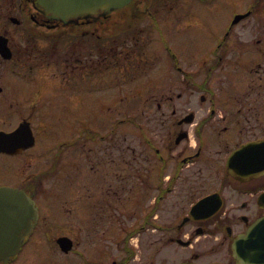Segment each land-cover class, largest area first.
Masks as SVG:
<instances>
[{
	"label": "flooded vegetation",
	"instance_id": "flooded-vegetation-1",
	"mask_svg": "<svg viewBox=\"0 0 264 264\" xmlns=\"http://www.w3.org/2000/svg\"><path fill=\"white\" fill-rule=\"evenodd\" d=\"M225 6L233 10L200 39L199 56L191 42L199 44L198 36L189 32L211 26L215 19L205 17ZM54 67L62 86L45 76ZM143 76L145 90L154 87L131 96L144 101L148 123L163 134L143 132L126 153L114 109L108 106V136L89 137L82 119L79 136L60 146L80 143L85 160L92 154L98 188L86 184L79 194L46 192L30 180L11 185L35 201L36 218L20 250L0 264H264V228L247 236L264 219V151L257 161L228 162L245 144L264 141V0H132L119 10L64 21L39 0H0L1 132L25 121L33 132L43 129L55 90L68 100L82 96V88L109 83L112 105L121 80L136 85ZM102 115L91 117L102 122ZM36 145L35 139L34 147L13 156ZM121 161L131 168L128 176L142 180V215L136 220L133 209L128 226L119 221ZM76 228H84L80 251ZM61 238L75 251L63 252Z\"/></svg>",
	"mask_w": 264,
	"mask_h": 264
},
{
	"label": "rangeland",
	"instance_id": "rangeland-1",
	"mask_svg": "<svg viewBox=\"0 0 264 264\" xmlns=\"http://www.w3.org/2000/svg\"><path fill=\"white\" fill-rule=\"evenodd\" d=\"M232 10V6H225L215 13L211 11L210 13L214 14L205 17L209 20L210 17L215 19L214 22L210 20L211 26L189 32V37L194 36L196 38V36H198L199 44L197 40H191V42L196 47L199 56H201L203 52L200 39L212 34V30L215 27L220 28L218 19L222 21L224 17L229 16ZM186 44L190 45L191 43L186 42ZM204 44L207 43L204 42ZM154 49L156 52H160V46H156ZM189 50H191V48H189ZM142 59V56L135 57L136 61ZM45 76L48 79L57 80L61 86L65 83L61 70L56 67L48 69ZM55 80L52 81L55 82ZM139 80L141 83L136 85L133 84L134 82L132 84H126L121 80V83L115 87L120 94V99L112 105H110L111 97L107 95L112 91V89L107 86L109 83L104 82L103 84L105 86L99 84V89H97L96 86L91 89L82 88L84 92L82 96L76 97L71 95L68 100L64 98L67 95L64 96L65 91L63 89H61V92L55 90L54 92H56V96L59 98L55 97L53 99H48V107L52 108L53 115L45 120V127L43 129H34V135L37 140L35 149H33L30 154L23 157L0 155V182H3L0 183V186H11L18 183L25 184L26 181H34L39 174L45 173L41 178L35 179L36 181L34 182L37 185L38 182H40L37 188L46 192L50 189H66L75 190L79 194H83L81 189L84 188L86 184L91 190L97 189L100 183V174H98L100 172L98 171V163L96 159L93 158L92 154H89L88 159L85 160L80 152V143H78V146H71L68 148H64L62 145L60 146V144L68 140H74L75 137L77 138L79 136V130L81 129L80 121H82V119L87 122L89 137L92 135L96 136L100 133L108 136L109 133H107V129L111 126V116L108 112L110 113L112 109H114L115 114L119 113L118 118L122 122L119 127V141L121 147L125 148L129 145L136 146L137 148V144L133 142L143 141V136L140 135V131L138 132L135 126L129 121H125L126 119L140 123V129L143 132H149L154 137H156V135L161 136L163 131L159 128L152 127V124H149L146 119V106L144 105V101H139L136 97V100H133V96H131L134 92L149 93V91L151 92V87H154L150 85L149 91L148 89L145 90L144 84L142 83L144 76L141 79L135 80V83ZM176 90L177 89L173 87V91L176 92ZM61 97L63 98L62 101L60 100ZM108 106H110L111 110L108 109ZM96 114H103L102 122L101 119L91 117ZM93 145L94 144L89 143L88 147ZM124 151L127 153L128 150L125 148ZM130 170L131 168L121 161L120 181L117 184V188L119 189L118 200L121 211L119 221L124 224V226L129 225L127 221L133 220V214L131 213L133 209L137 211L135 213L136 220L140 219L142 215V208L137 205L138 200L141 202L142 199V190L139 192L140 188H138L142 185V180H133V177L128 176V174L131 173ZM33 177L35 178L33 179ZM4 182L6 184H4ZM132 185H134L135 188L129 191ZM153 194H156V192L152 190L151 195ZM53 203V201L50 202V204ZM123 206H127L129 209ZM124 215L127 216L124 217ZM81 222H83V219H80V227H83ZM82 229V232L78 228L75 229L78 233L77 236H74L80 243L76 248L78 251L84 247L85 243V237L83 235L84 228ZM88 231H91V229H88ZM151 234L152 236H157L156 233L152 232Z\"/></svg>",
	"mask_w": 264,
	"mask_h": 264
},
{
	"label": "water",
	"instance_id": "water-1",
	"mask_svg": "<svg viewBox=\"0 0 264 264\" xmlns=\"http://www.w3.org/2000/svg\"><path fill=\"white\" fill-rule=\"evenodd\" d=\"M130 0H39L40 4L61 20L83 12L102 8L105 11L117 9ZM34 139L28 124L21 125L16 131L6 134L0 132V152L15 153L20 148L32 146ZM264 151L263 143H249L236 152L237 158L252 157L254 160ZM199 205V204H198ZM35 215L34 202L22 191L10 187H0V259L6 260L20 248L23 235L31 226ZM264 228V219L258 221L247 236H256ZM245 236H240L241 245ZM64 251L71 249V243L62 239ZM240 254V253H239Z\"/></svg>",
	"mask_w": 264,
	"mask_h": 264
}]
</instances>
